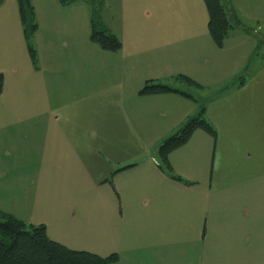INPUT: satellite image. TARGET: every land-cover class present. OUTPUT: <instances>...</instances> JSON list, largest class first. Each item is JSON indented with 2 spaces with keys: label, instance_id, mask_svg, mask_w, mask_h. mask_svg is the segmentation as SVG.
Returning a JSON list of instances; mask_svg holds the SVG:
<instances>
[{
  "label": "crops",
  "instance_id": "obj_1",
  "mask_svg": "<svg viewBox=\"0 0 264 264\" xmlns=\"http://www.w3.org/2000/svg\"><path fill=\"white\" fill-rule=\"evenodd\" d=\"M11 2L0 5V209L71 249L114 253L111 264H264V76L214 90L207 103L176 87L187 95L137 93L176 78V44L194 50L181 48L180 72L196 85L181 83L203 90L234 77L252 34L235 25L217 47L203 0H102L100 21L121 41L107 51L89 40L86 2L30 0L32 62ZM230 6L243 24H263L264 0ZM201 104L215 137L195 129L164 166L151 149ZM18 194L38 204L16 211L5 200Z\"/></svg>",
  "mask_w": 264,
  "mask_h": 264
},
{
  "label": "trees",
  "instance_id": "obj_2",
  "mask_svg": "<svg viewBox=\"0 0 264 264\" xmlns=\"http://www.w3.org/2000/svg\"><path fill=\"white\" fill-rule=\"evenodd\" d=\"M76 0H59L60 3H70ZM88 4L90 10L89 40L96 43L101 49L116 51L121 47L119 38L103 27L99 18V8L102 0H82ZM207 12L206 28L212 41L217 47H222L231 28L240 26L244 31L251 33L249 28L234 14L230 0H203ZM18 12L22 23L24 38L28 44V52L32 62L36 61L35 49L30 39L37 23L30 0H17ZM252 34V33H251ZM250 58V57H249ZM249 58L245 65L249 64ZM264 62V54L262 55ZM236 85L243 83V76L238 74ZM190 85L196 83L183 74L176 75ZM2 76L0 73V91ZM170 91L185 92L170 87L167 84L147 80L138 90V94H154ZM195 129H202L215 137L216 131L205 117V105H199L198 113L189 117L180 128L166 136L157 147V156L161 163L167 166V155L174 148L185 143ZM178 178V177H176ZM117 256L112 253L99 256L86 250L71 249L48 237L46 226L42 223H27L16 216L0 210V264H111Z\"/></svg>",
  "mask_w": 264,
  "mask_h": 264
},
{
  "label": "rangeland",
  "instance_id": "obj_3",
  "mask_svg": "<svg viewBox=\"0 0 264 264\" xmlns=\"http://www.w3.org/2000/svg\"><path fill=\"white\" fill-rule=\"evenodd\" d=\"M11 3H12L11 0H1L0 5L1 6L4 5L3 7H5V8H10L9 5ZM132 4L133 3H131V6L133 7ZM129 5H130V3H129ZM32 7H33V5H32ZM33 11H34V14H35L34 7H33ZM135 12L137 13L138 10L136 9ZM125 13H127V11ZM35 20H36V18H35ZM138 20L140 22H146L147 21L146 19H143L141 17V15L138 16ZM149 21H150V16H149ZM244 23L245 24H243V23L242 24L245 25L247 28H249V31L252 33V37L254 39V50L252 52L251 57L249 58V64L247 66L244 64L242 69H241V71L240 72L238 71L236 74H234V77L229 76L223 81H217V83L211 84L209 87L206 86L207 88L204 87L203 90H196L197 88L194 87V86H189V85L187 86L184 83H181L180 81H178L174 77L171 78L170 81L168 80L167 83H169V85L172 86V87H176V88H179L181 90H185L186 92H191L196 97H198V100H199L200 103H207V101L210 100V98H211L210 95L213 94V93H216V91H214V90L225 89L226 87L230 88L233 85H236L237 81H238V77H237L238 74L242 75L246 80L250 79V75L251 74H254V75H257V76L258 75L259 76H264V62H263V59H262V55L264 54V22H263V24L262 23L261 24H257V23H254L253 21H244ZM0 26H1V23H0ZM4 27L6 29L11 30V26H10L9 23H6L4 25ZM4 43L5 44H14V39L9 35L4 40ZM224 43H226V42H224ZM181 48L185 49L189 53V55L194 56V50L192 48L183 47L182 44H176L175 54H174V57H173V61H174L175 65H176L175 66L176 72H175L174 76H176L178 74L185 75V73H181L180 71L182 70L183 67L188 65V64H181L182 63V60H181V58H182V49ZM230 52L231 51L227 52V57H228L230 62L228 63L226 60H224L225 68L229 67V65L231 66V64L234 65L233 64V60L235 58V55H230ZM205 56H206V58L210 59L209 53H207V55H205ZM196 57H197V55H196ZM196 57H195V59H197ZM220 62L222 64V60H220ZM209 64H211V62ZM186 70H188V69H186ZM226 74H228V73H226ZM226 74H223L220 77H215V78L216 79H220L222 77H226L225 76ZM1 76H2V74H1ZM255 80L257 81L258 78H255ZM258 82H259L260 85L264 84V81H258ZM136 149H137V147H136ZM151 153L152 154H157L156 147L151 149L150 154ZM27 184L28 183H26V185ZM21 188L24 191V188H25L24 187V179L21 182ZM2 189H3V185H0V190H2ZM14 190H13V192H14ZM13 192H12V194H13ZM15 195H16V192H15ZM0 196H2V195H0ZM10 196L7 195V197H6L7 200H5V203L8 204L9 206L10 205L13 206L14 210H16V211L21 210L23 212H30L32 207H33V205L38 204L37 195H35V194H33V200L28 195L26 197V201L25 202H24V195L23 194H18L17 197H16V200L13 201V202L9 201ZM2 211H4V210H2Z\"/></svg>",
  "mask_w": 264,
  "mask_h": 264
},
{
  "label": "water",
  "instance_id": "obj_4",
  "mask_svg": "<svg viewBox=\"0 0 264 264\" xmlns=\"http://www.w3.org/2000/svg\"><path fill=\"white\" fill-rule=\"evenodd\" d=\"M0 2H1V0H0Z\"/></svg>",
  "mask_w": 264,
  "mask_h": 264
}]
</instances>
